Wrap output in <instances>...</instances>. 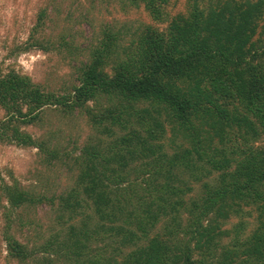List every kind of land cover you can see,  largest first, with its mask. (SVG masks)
I'll return each instance as SVG.
<instances>
[{"label":"trees","instance_id":"16d2710c","mask_svg":"<svg viewBox=\"0 0 264 264\" xmlns=\"http://www.w3.org/2000/svg\"><path fill=\"white\" fill-rule=\"evenodd\" d=\"M168 1L117 0L142 6L151 24L136 27L127 48L107 26L69 91L45 92L13 70L0 78V144L54 159L55 147L22 129L47 106L77 110L113 137L111 146L81 147L78 189L58 197L72 212L87 203L93 227L68 226L39 248L40 264H264V0H192L164 20L158 6ZM157 22L168 23L157 30ZM203 172L209 181L189 196ZM15 187H3L11 208L32 201ZM250 210L254 227L242 240ZM4 236L17 263L33 259L36 251Z\"/></svg>","mask_w":264,"mask_h":264},{"label":"rangeland","instance_id":"374dc122","mask_svg":"<svg viewBox=\"0 0 264 264\" xmlns=\"http://www.w3.org/2000/svg\"><path fill=\"white\" fill-rule=\"evenodd\" d=\"M191 2L169 0L168 5L158 7L163 12V19L168 20L183 14ZM121 5L117 0H0V78L13 70L28 76L45 92L61 94L69 91L71 85L78 83L77 70L85 62L91 45L101 40L107 26L110 32L121 37L119 46L127 48L134 29L151 24L142 6ZM42 12L44 17L38 20ZM167 23L157 22L153 26L164 30ZM34 39L41 41L43 46H30ZM62 40L69 46H63ZM106 104L104 97L100 99L97 112ZM89 122L77 110L63 115L54 106H47L36 121L22 127L33 139L45 142L50 148L55 147L56 157L52 160L37 148L0 144V264H19L9 255L5 234L12 236L25 249L36 251L33 259L28 258L24 264H40L45 254L39 252V248L51 239L58 240L68 234V226L78 227L84 223L87 229L93 227L89 218L86 219L89 214L92 217L87 203L82 202L81 208L74 209V212L58 205V197L78 189L74 184L76 169L73 159L79 155L81 147L97 143L100 147L111 146L113 137ZM112 130L117 135L126 132V129ZM169 139L170 133L167 132L163 143L168 153L171 152ZM197 176L198 181L189 183L192 186L189 196L192 197L199 191V182L210 179L205 172ZM132 177L130 175V179ZM4 186L10 191L16 186L26 193L25 198L30 197L32 201L11 208L3 198ZM250 212L251 215L245 214L242 218L244 228L239 233L242 240L254 227L256 212ZM237 220L229 219L224 229H229ZM152 234L151 231L149 235ZM121 250V254L127 251L126 248Z\"/></svg>","mask_w":264,"mask_h":264}]
</instances>
